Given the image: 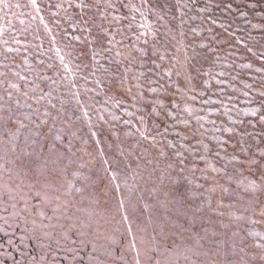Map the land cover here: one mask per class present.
I'll list each match as a JSON object with an SVG mask.
<instances>
[{
	"label": "rangeland",
	"instance_id": "rangeland-1",
	"mask_svg": "<svg viewBox=\"0 0 264 264\" xmlns=\"http://www.w3.org/2000/svg\"><path fill=\"white\" fill-rule=\"evenodd\" d=\"M234 2L0 0V264H264V0Z\"/></svg>",
	"mask_w": 264,
	"mask_h": 264
},
{
	"label": "trees",
	"instance_id": "trees-1",
	"mask_svg": "<svg viewBox=\"0 0 264 264\" xmlns=\"http://www.w3.org/2000/svg\"><path fill=\"white\" fill-rule=\"evenodd\" d=\"M234 4H235V6L239 7V9L241 8V10H243L244 13L247 12V14L246 13L245 14L249 15L248 21L260 22V24H261L262 20H260V18H259V12H261L260 11L261 9H257L258 3H256V0H244V4H242L240 2L237 3L238 5L236 4V2H234ZM241 15H242V12L238 13L236 10V14H235L236 18L234 20H232L230 23H232V24L238 23L240 21L239 19H241L240 18ZM232 24H229L227 26H230V28H229L230 32L234 33V35H236V34H238V33H236L237 27H235V29H234V27H232ZM237 38H238L237 47L243 46L244 45L243 42H244L245 38H242L240 35H238Z\"/></svg>",
	"mask_w": 264,
	"mask_h": 264
}]
</instances>
